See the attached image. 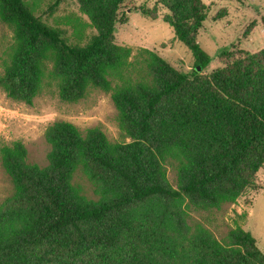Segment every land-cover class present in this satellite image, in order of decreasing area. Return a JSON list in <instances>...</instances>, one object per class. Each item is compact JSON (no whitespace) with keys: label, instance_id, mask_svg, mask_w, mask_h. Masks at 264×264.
<instances>
[{"label":"trees","instance_id":"16d2710c","mask_svg":"<svg viewBox=\"0 0 264 264\" xmlns=\"http://www.w3.org/2000/svg\"><path fill=\"white\" fill-rule=\"evenodd\" d=\"M130 1L75 0L79 15L61 24L71 27L69 40L37 14L35 1L0 0V21L13 37L0 71L5 95L30 105L45 79L69 103L99 89L129 138L111 142L98 127L81 132L55 121L43 133L42 167L27 161L21 142L2 145L14 191L0 204V264H264L250 232L237 227L217 240L186 220L189 207L218 209L255 188L264 167V48L222 50L219 65L199 73L211 61L197 41L205 4L157 0L141 13L155 19L156 7L165 10L162 20L189 51L193 70L140 49L142 67L130 79L131 49L114 38ZM77 170L96 200L73 184Z\"/></svg>","mask_w":264,"mask_h":264},{"label":"rangeland","instance_id":"374dc122","mask_svg":"<svg viewBox=\"0 0 264 264\" xmlns=\"http://www.w3.org/2000/svg\"><path fill=\"white\" fill-rule=\"evenodd\" d=\"M37 3V14L49 24L66 30L69 40L71 27L61 24L72 15H79L75 0H30ZM207 10L206 19L198 32L200 47L210 56V63L198 72L207 74L219 65L218 55L222 50L257 52L264 48V0H201ZM157 0H131L126 7V19L117 23L115 42L131 49L133 62L125 77L134 79L142 64L140 49L154 51L179 71L189 74L193 59L187 48L174 38L172 29L162 20L165 10L156 7L157 17L152 19L141 13V8L152 9ZM85 20V18L82 16ZM13 45L12 31L0 21V71L8 61ZM137 61V63H136ZM113 82L112 84H114ZM117 111L109 93L90 88L77 102L61 101L53 81L45 79L41 91L30 105L8 98L0 89V147L14 141L23 144L27 161L39 166L47 163L49 145L43 137L47 126L55 121H66L81 132L98 127L111 142H128L129 138L119 129ZM167 178L175 187V167L166 164ZM73 184L87 198L96 200L92 185L77 170ZM13 185L0 162V204L13 194ZM187 224L191 229L202 226L217 240H222L229 230L240 227L250 232L258 248L264 253V167L256 174L255 188L248 190L234 203H224L218 209L207 211L189 207Z\"/></svg>","mask_w":264,"mask_h":264},{"label":"water","instance_id":"95a60500","mask_svg":"<svg viewBox=\"0 0 264 264\" xmlns=\"http://www.w3.org/2000/svg\"><path fill=\"white\" fill-rule=\"evenodd\" d=\"M199 70V67H197V71Z\"/></svg>","mask_w":264,"mask_h":264}]
</instances>
